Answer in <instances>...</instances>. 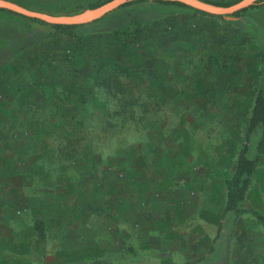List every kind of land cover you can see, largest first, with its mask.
<instances>
[{"label":"rangeland","instance_id":"obj_1","mask_svg":"<svg viewBox=\"0 0 264 264\" xmlns=\"http://www.w3.org/2000/svg\"><path fill=\"white\" fill-rule=\"evenodd\" d=\"M13 1L60 15L108 0ZM133 10L143 17L178 14L129 41L99 37L90 57L106 46L149 45L146 67L154 77H126L132 92L125 94L96 83L106 79L103 72L93 75L85 91L106 100L110 116L106 123L87 120L73 147L64 145L49 90L31 85L56 79L50 63L60 65L57 78L86 72L87 50L60 33L38 42L31 36L48 26L32 24L25 32L20 19L0 11V52L10 55L0 69V264H264L257 219L223 214L224 180L264 84V5L223 18L153 1ZM28 123L39 130L32 144ZM257 139L255 132L249 141L256 169L244 205L264 214V151L257 153ZM36 218L46 223L44 243L33 229Z\"/></svg>","mask_w":264,"mask_h":264},{"label":"trees","instance_id":"obj_2","mask_svg":"<svg viewBox=\"0 0 264 264\" xmlns=\"http://www.w3.org/2000/svg\"><path fill=\"white\" fill-rule=\"evenodd\" d=\"M150 1H153L159 5L177 7L179 11L184 10L183 12L185 13L192 12L199 15L212 16L206 12L194 9L180 2H172L168 0H129L128 2L119 6L117 9L107 13L103 17L93 22L81 25L47 24L34 18H29L4 9H0V11L10 14L11 17H17L18 19H20L22 22L20 23V29H22V31L32 32V24L48 26L50 30L37 31L31 36V38H37L38 42H40L41 39L44 40L53 38L56 33H60L63 34L69 42L80 43L89 54V60L82 62V64L87 65V71L83 73L80 72V74H82V77L79 76L80 74L76 75L73 74V72H70V76H68L67 79L57 78V76L59 77V74H57V72L60 65L58 66L57 63H50L48 64V67H50V69L55 72L54 78L56 79H51L49 80V82L40 79L36 82H33V84L31 85L41 92H43L44 89L49 90V98L52 99L54 108L59 112L58 117L60 123L58 125L61 128L63 137H65L64 145L72 147L74 146L73 142L77 139L82 129L85 128L87 120L96 119V121L98 122L103 121L104 123H106V118H109L110 116L106 100H100L98 97L94 96L91 97L89 94H87V91H85L86 88L89 89L92 87L93 82L90 81L93 79V75H98L100 72H103L104 74H106V79H103L101 82H96L97 80H94V83L96 82L100 84V86L104 85L103 87L108 92L125 94H129L132 92L130 82H123L126 77H129V79H131L130 81L140 79L142 77L149 79L147 81H151L150 79L154 77V72L152 71L153 67H146V60L150 58V54L148 55V53H151V48L153 49V47L147 45L146 39L144 40V43H146L147 46L142 47L145 52L134 47L124 49L125 47L122 48V45H116L111 48L106 46V52L101 51L103 53L101 54L100 52L97 53L96 51L93 54L91 53L92 57L94 58L90 57V51L92 49L94 51L96 50L94 46L96 43L94 42V40L98 39L99 37L103 38L104 36H106V39L111 38V40L113 39L123 42L129 41L132 38L138 37L139 33H143L145 30L151 29V26L154 25L156 20L163 17H169L170 15H174L175 13H177L174 10H160L143 17L133 10V6L135 4ZM204 1L219 6H229L238 2L239 0ZM102 3L92 5L91 8H95ZM262 5H264V0H259L248 8L236 11L231 15L233 17H239L248 9L259 7ZM215 17L223 18L224 16L217 15ZM35 44L36 42L34 41L28 44H24L21 50L27 48L29 49ZM9 60L10 55L8 53H6L5 51L0 52V69L4 68ZM61 63H63V61ZM262 65L264 67V58L262 60ZM77 77H79L80 80H78ZM149 84L150 89L155 88L154 84L151 86L152 82H150ZM128 88H131V90L129 92H126ZM78 90H80V95H76L75 93V91ZM55 92L58 93V96H56V94L55 96L53 95V93ZM104 115L106 117H104ZM35 126V124L31 123H28L27 125V130L32 133L29 136V138L32 139V141H30L31 144L32 142H37L36 134H38L39 130H36ZM255 132H258V139L255 148L257 153L259 154L264 151L263 83L260 85L255 94L254 102L252 104L247 120L245 139L238 152L233 173L230 177L225 178L224 180L226 188V200L223 214L231 212L237 219L244 213H251L257 219L264 231V214L256 210L248 209L244 205L250 182L256 169V158H251L248 155L249 141ZM221 227L222 224L220 223L218 225L217 233L213 239V242L218 238ZM33 229L36 231L40 240L44 243L47 238V227L45 221L42 218H36L33 223ZM213 249V245H211L210 251H212ZM192 263V261H186L181 264Z\"/></svg>","mask_w":264,"mask_h":264},{"label":"water","instance_id":"obj_3","mask_svg":"<svg viewBox=\"0 0 264 264\" xmlns=\"http://www.w3.org/2000/svg\"><path fill=\"white\" fill-rule=\"evenodd\" d=\"M129 0H108L95 8H89L73 14H51L27 8L13 0H0V9H4L29 18H34L47 24L81 25L93 22L107 13L117 9ZM180 2L194 9L215 15H231L236 11L248 8L259 0H239L229 6H219L204 0H168Z\"/></svg>","mask_w":264,"mask_h":264},{"label":"crops","instance_id":"obj_4","mask_svg":"<svg viewBox=\"0 0 264 264\" xmlns=\"http://www.w3.org/2000/svg\"><path fill=\"white\" fill-rule=\"evenodd\" d=\"M87 211H89V210H86L87 215H88V216L91 215V213H90V212H87ZM82 239H83V238H79L76 242H79V241H80V242H83ZM85 241H87V240H84V242H85ZM92 251H93V250H92ZM92 251H91V252H92ZM85 255H86L85 257H87V254H85ZM85 257H84V258H85Z\"/></svg>","mask_w":264,"mask_h":264}]
</instances>
